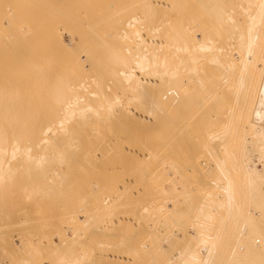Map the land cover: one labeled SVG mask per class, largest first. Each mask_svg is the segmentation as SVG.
Returning a JSON list of instances; mask_svg holds the SVG:
<instances>
[{
    "label": "rangeland",
    "instance_id": "obj_1",
    "mask_svg": "<svg viewBox=\"0 0 264 264\" xmlns=\"http://www.w3.org/2000/svg\"><path fill=\"white\" fill-rule=\"evenodd\" d=\"M155 1L0 0V96H7L10 93L8 90L12 91L11 88L14 89L17 82L22 81V86H27L28 90L21 89L23 95L20 97L27 96L30 99L32 96L36 99L43 92L34 91H39L41 87L43 91L48 90L49 86L46 83L49 82L48 79L44 78L42 84L33 79L38 74L36 67L41 69L43 66L42 70L45 71L46 68V72L60 67L62 74L67 70L66 76L69 78L66 80H71L69 83H74L73 86L80 82L75 81L78 77L87 81L93 79L92 86L86 93L94 89L100 92L103 89L109 93L108 97L112 96L110 101L120 104L121 108L127 105V108L139 110L140 107L134 113L137 116L132 118L128 115V118L136 117L132 124H128L131 119L126 118V115L124 121H129L120 125L123 121L119 124V115L113 113L118 114V111L123 110L117 109L113 113L103 108L100 110L103 119L108 117L101 120L103 123L107 121V125L101 121L97 124L80 125L81 118L72 119L71 133L86 135L90 140L86 138L83 143L87 144L79 142L75 144L76 148L71 147L67 162L62 166L56 163L46 165L45 174H38L39 170L28 173L20 171L15 176L0 179V264H264V150L255 145L257 135L254 130L247 129L249 122L257 114L262 118L258 126H264V109L257 106L260 100L264 102V96L261 98L264 81L228 80L225 88L218 92L216 83L222 80H217L218 76L215 74L221 70L219 65L214 66L215 64L207 61L204 65L205 82L196 85L197 89L190 90L184 98L178 96L175 104L171 105L167 102L175 96L173 90L172 95L169 92V96H160L162 91L166 92L168 89L163 86L164 78L157 77L159 85L155 89L145 90L148 93L124 88L116 78L121 67L127 68L133 64L132 59L139 56L138 52L143 50L149 54L148 46L151 47L150 56L153 53L158 55L160 50L159 56L162 53L165 56L162 51L166 48L165 53L175 63L174 47H161L162 42H166L163 37L166 34L173 37L183 31L189 40H193L203 31L210 36H214L216 32L221 38L219 34H224L222 28L224 30L227 26L225 34L230 37L225 38V41L229 39L225 42L227 46L223 40L222 43L226 47L230 44L232 52H237L240 46L239 32L247 19V15H244L246 13H241L244 10L241 5L247 6V1L251 3L255 0H245V3L242 0H230L231 4L229 0H225L224 5L229 3L226 5L228 10L223 7L219 17H225V13L234 16L240 11L234 19L235 23L241 20V28L236 27L233 22L234 27L227 20L224 27H220L222 33L218 30L219 34L210 24V9L200 10V5L196 7L198 0H179L181 4L184 3L180 9L184 10L181 14L174 13L176 11L172 5L178 1ZM159 2L165 6L171 5V8L161 7ZM176 5L175 7L180 8V3ZM169 8L174 12H169ZM235 8L237 10L234 11ZM241 15L246 16V19ZM134 17L138 19L135 20ZM131 19L133 24L130 27L126 23ZM200 25L203 26L202 29L199 28ZM138 34L143 38L142 47L137 43ZM148 42L154 44L153 48L157 45L161 49H153L151 44L147 45ZM261 54L264 52L260 51L259 55ZM117 55L123 57L120 56L122 63ZM114 56L118 58L110 62L108 59ZM127 57L132 63L129 64ZM235 58L240 60L238 54ZM63 59L68 61L64 60L67 66ZM90 60L92 61L89 62ZM56 63H59L58 66ZM159 67L161 66L158 69ZM138 72L142 73L140 69ZM153 74L146 76L154 78L155 73ZM26 77L27 84H24L25 80L23 82L22 79ZM173 85L174 82L171 86L175 88ZM46 94L42 95L47 97ZM114 96L121 97L122 102L119 98V102L115 101L116 97L112 99ZM145 97L148 98L147 101ZM157 99L160 101V109L156 105L155 108H143L150 105V102L155 104ZM33 101H29V107ZM48 105L47 102L46 106ZM156 108L158 114H161L160 110L167 116L165 118L164 115L165 121L160 122L161 124L158 121L162 118L155 113ZM145 110L153 114L146 113ZM3 111L0 110V113ZM108 111L113 119L108 116ZM140 111L142 115L139 116ZM123 114L125 115L124 112ZM43 116H36L39 121L34 122L45 120ZM121 116L124 117L122 114ZM137 117L142 118L139 120ZM146 117L150 121L147 122ZM137 119L140 124L134 123L135 126L133 122ZM92 126H95V130ZM84 130L88 135L83 133ZM241 153L247 156L250 164L257 167L252 175L251 194L248 193L247 179L241 170ZM16 159L9 160L10 164L17 168L28 165L19 159L15 161ZM54 170L59 173L56 174L58 177L53 174ZM226 173L230 176L225 175ZM204 213H210L212 217L206 219ZM249 217L258 223L252 225ZM201 225L205 226L206 229L202 226L204 231L201 230ZM198 231H206L211 244L208 250L204 247L206 251L200 252L199 260H194L188 254L201 249L198 240L201 234L197 238ZM261 231L262 236L259 235ZM247 235H251V239H259L260 236V249H253L245 244L244 238Z\"/></svg>",
    "mask_w": 264,
    "mask_h": 264
},
{
    "label": "bare ground",
    "instance_id": "obj_2",
    "mask_svg": "<svg viewBox=\"0 0 264 264\" xmlns=\"http://www.w3.org/2000/svg\"><path fill=\"white\" fill-rule=\"evenodd\" d=\"M36 1V0H35ZM142 1V0H141ZM157 1V0H156ZM155 1V2H156ZM165 1V0H164ZM171 0H169L170 2ZM179 2V0H176ZM175 1V2H176ZM227 1V0H226ZM240 1V0H239ZM238 1V2H239ZM244 1L245 3V0H242V2ZM251 1V0H250ZM158 2V1H157ZM160 2H162V0H160ZM160 2L158 3L159 5L164 6V7H167L165 5H162L160 4ZM168 2V1H167ZM172 3V5H174L173 10H171V5L170 8H169V12H174V13H180L181 11H184V10H180L182 5L184 3L179 5V3ZM183 2V0H182ZM224 2L225 0H198V3L196 4V7L198 5H200V10H203V8H209L210 9V15H209V21H210V24L215 27V31H220L221 32V29L220 27H224V25L227 23V20L229 22V20L231 21V23L233 24L234 26V23L236 21V19H234V16L236 18V16L240 13L237 12L238 14L237 15H226L225 13V17L224 16H221L219 17L220 15H218L221 11V9L223 7H225L226 10H228V5L229 3H225L224 5ZM230 4H231V1L229 0ZM241 2V1H240ZM34 3V2H33ZM31 3V4H33ZM234 3V1H233ZM232 3V4H233ZM253 3L254 6L251 4ZM248 2L247 1V6H244L241 5L243 7V11H241L242 15H243V12L246 13L244 15H247V19L245 17H242L246 19V22L243 20V22H245V25L241 28L239 27L241 24H239V22L241 23V20L237 21V23H235V26L236 27H239L241 28L240 29V32H239V36L235 33L234 29H231L234 31L231 32V34L233 33L234 35L236 34L239 38H240V46H239V49L237 52H232V47H229L230 44H229V48L226 47L227 45L225 44V42H228V40L225 41V38L228 37L227 36V33L225 34V32H227L225 30V28L227 27H224V30L222 28V31L224 32V34H219V31L217 32L219 34L220 37H218V35L216 34L215 31H212L215 32L214 36H210V34L208 35L207 33L201 31V33L197 34V36L193 39V40H189L188 39V35H186V33H184L183 31L179 34V35H164L163 37L166 38V42H162V45L161 47L165 48V46L169 49L170 47H174V50L173 48H171L173 51H174V54L176 55V61L175 63H173L172 61L173 60H170L169 56L165 53V51L163 50L162 48V52H164L165 56H162L163 53L159 56V51L158 52V55L156 53H153V55L150 56V46H148V50H149V54H147V52H138V57H135L132 59V62L133 64L127 66V68H122L117 72L118 74V77H117V74H116V78H118V80H120V84L123 85L122 87L126 88V87H129L132 91L134 92H142V91H145V90H150V89H155V87L157 85H159V82L160 80L157 78V77H161V78H164L162 79L163 80V84L161 82V84L163 86H165V88L168 87V89L166 90V92H161V97L162 95H167V93L171 92L170 95H172V92L174 91L175 96L171 97L170 99H168V102L167 104H175L176 100H178V96H182L183 98L189 94L190 90H196L197 89V86L199 83H203L205 82V74H204V65L207 63V61H209L210 63L212 62L213 64H215L214 66H218L219 65V68L221 70V72H217L215 75H217L218 77H216L217 80H222L221 82H218L216 83V90L219 92L221 89L225 88L226 84L229 82L228 80H239V81H250V80H255L256 81H260L262 82V80L264 81V54H261L259 55V52L260 51H263L264 52V0H255L254 2L251 1ZM165 4V3H164ZM169 4V3H168ZM180 6V8L177 6V5ZM237 4H241V3H237ZM150 5V4H149ZM175 5L177 7H175ZM235 5V4H234ZM232 5V6H234ZM153 6V5H151ZM168 6V7H169ZM236 6V5H235ZM234 6V7H235ZM239 6V5H238ZM148 7V6H147ZM157 7V5H156ZM155 7V8H156ZM154 8V9H155ZM158 8V7H157ZM202 8V9H201ZM232 9V7H230ZM229 8V10H230ZM240 8V6L238 7V9ZM167 8H165V11H166ZM177 9V10H176ZM224 9V8H223ZM208 10V9H207ZM237 10L236 8L234 9V11ZM241 10V9H240ZM30 11V10H29ZM153 11V10H152ZM156 11V10H154ZM231 12L233 11L230 10ZM70 12V11H69ZM168 12V13H169ZM225 12V11H224ZM235 12V13H236ZM59 13V12H58ZM206 13V12H205ZM209 13V12H207ZM233 13V14H235ZM153 14V13H152ZM181 14V13H180ZM62 15V14H61ZM154 15V14H153ZM167 15V13H166ZM179 15V14H178ZM204 15V14H203ZM15 17V16H14ZM145 18V17H144ZM154 18V17H153ZM165 18V17H164ZM193 18V17H192ZM227 18V19H226ZM133 19H138V18H133ZM155 19V18H154ZM167 19V18H166ZM200 19V18H199ZM242 19V18H240ZM60 21V20H59ZM74 21V20H73ZM91 21V20H90ZM97 21V20H96ZM161 21V20H160ZM197 21V20H196ZM65 22V21H64ZM164 22V21H163ZM169 22V21H168ZM234 22V23H233ZM242 22V23H243ZM151 23H154V22H151ZM150 23V24H151ZM190 23V22H188ZM206 23V22H205ZM127 25H129L131 27V25L133 24V20L131 19V21L129 20V22L126 23ZM199 25V23H197ZM56 25V24H55ZM173 25V24H172ZM189 25V24H188ZM187 26V25H186ZM185 26V27H186ZM201 26V27H200ZM199 28L202 29V25H200ZM205 26V25H204ZM234 26V27H235ZM175 27V26H174ZM181 27V26H180ZM195 27V26H194ZM197 27V25H196ZM211 27V28H213ZM33 28V27H32ZM154 28V27H153ZM151 28V29H153ZM184 28V27H183ZM188 28V27H186ZM198 28V29H199ZM150 29V30H151ZM157 29V28H156ZM155 29V30H156ZM238 29V28H237ZM29 30V28H28ZM159 30V29H158ZM180 30V29H179ZM178 30V31H179ZM236 30V29H235ZM92 31V30H91ZM174 31V30H173ZM30 32V31H29ZM139 32V31H137ZM152 32V31H151ZM155 32V31H154ZM153 32V33H154ZM195 32V31H194ZM238 32V30L236 31ZM158 33V32H157ZM222 33V32H221ZM26 34V33H25ZM23 34V35H25ZM137 34V33H136ZM190 34V33H189ZM149 35V34H148ZM159 35V34H158ZM224 35V36H223ZM235 35V36H236ZM94 36V35H93ZM138 38H139V41L137 42L138 45L140 44L141 47H142V44L144 42H142L143 38H141L142 36H140V34L137 35ZM166 36H169L170 38H173L171 39V41L169 40L170 38L169 37H166ZM57 37V36H56ZM55 37V39H56ZM161 37V36H160ZM159 37V38H160ZM230 37V36H229ZM233 37V35H232ZM231 37V39H232ZM236 37V38H238ZM134 38V37H133ZM137 38V39H138ZM154 38H156V36H154ZM154 38L152 40H154ZM169 38V39H168ZM193 38V37H192ZM220 38V42H219V39ZM224 38V39H223ZM54 39V40H55ZM136 39V38H135ZM149 39V38H148ZM168 39V41H167ZM101 40V39H100ZM141 40V42H140ZM222 40L224 42V45L222 43ZM234 40V37L233 39ZM239 40V39H238ZM58 40L54 41L55 44ZM162 41V40H161ZM160 41V43H161ZM164 41V40H163ZM237 41V40H236ZM234 41V42H236ZM62 42V41H61ZM173 42V43H171ZM239 42V41H238ZM157 44L159 43V41L157 40L156 42ZM231 43V42H230ZM64 44V43H63ZM151 44V42H150ZM149 42L147 45H150ZM154 45L153 43L151 44V46ZM232 45V44H231ZM2 46V45H1ZM51 46V45H50ZM60 46V45H58ZM234 46V45H233ZM62 47V46H61ZM59 47V48H61ZM65 47V45H64ZM157 48L161 49V47H158L156 45ZM154 47V48H156ZM54 48V46H53ZM56 49L57 50H59ZM110 48V47H109ZM139 48V47H138ZM153 48V46H152ZM153 48V49H154ZM34 49V48H33ZM55 49V48H54ZM134 49V48H133ZM146 49V48H145ZM152 49V50H153ZM235 49V47H234ZM237 50V49H236ZM53 51V49H52ZM104 51V50H103ZM114 51V50H113ZM139 51H140V48H139ZM158 51V49H157ZM169 51V50H167ZM171 51V50H170ZM235 51V50H234ZM153 52V51H152ZM2 53V52H1ZM84 53V52H83ZM110 53V52H109ZM123 53V52H122ZM121 53V54H122ZM161 53V52H160ZM172 53V52H169V54ZM54 54V52H53ZM57 54H59V51L57 52ZM56 54V55H57ZM238 54L240 56V60H237L235 58V55ZM55 55V54H54ZM53 55V56H54ZM137 55V53H136ZM135 55V56H136ZM52 56V57H53ZM59 56V55H58ZM93 56V55H91ZM96 56V55H95ZM119 56V55H117ZM121 56V55H120ZM119 56V58H121ZM134 56V55H133ZM114 56L113 58H110L108 60H110V62L115 59H117L118 57ZM160 57V58H159ZM238 57V56H237ZM55 59V56L53 57ZM52 58V59H53ZM57 58V57H56ZM61 58V57H59ZM58 58V59H59ZM90 58V57H89ZM93 58V57H91ZM97 58V57H96ZM123 58V57H122ZM120 59L121 60V63H122V60L123 59ZM128 58V57H127ZM126 60H129V64L132 63L130 62V58H128ZM66 59V58H65ZM63 59V61L65 60ZM113 59V60H112ZM161 59V60H160ZM34 60V59H32ZM57 60V59H55ZM67 60V59H66ZM65 60V61H66ZM86 60V59H85ZM89 60V59H87ZM125 60V61H126ZM160 60V61H159ZM53 61V60H52ZM51 61V62H52ZM64 61V62H65ZM92 60H90L89 62H91ZM57 62L60 63V60ZM68 62V61H66ZM66 62L64 63L65 66H67ZM99 62V61H98ZM109 62V61H108ZM107 62V63H108ZM117 62V61H116ZM114 62V63H116ZM118 62H119V59H118ZM53 63V62H52ZM58 63V64H59ZM125 63V62H124ZM127 63V62H126ZM125 63V64H126ZM55 64V62H54ZM53 64V65H54ZM57 64V63H56ZM58 64L56 66H58ZM62 64V63H61ZM93 64V63H92ZM105 64V63H104ZM117 64V63H116ZM119 64V63H118ZM52 65V66H53ZM115 65V64H114ZM123 65V64H122ZM238 65L239 68H238ZM55 66V65H54ZM64 66V65H63ZM64 66V67H65ZM116 66V65H115ZM119 66V65H118ZM121 66V65H120ZM125 66V65H124ZM158 66H161L159 67L158 69ZM243 66H245V68L243 69ZM39 66H37V70H38V74L37 72L35 73V71H33L35 74H37V76L39 77L37 79V76H34L32 75L33 79L35 78L36 80H38L39 82L44 83V78L45 79H48L49 82H46L47 84H49V86H47L48 90L45 89L43 91V87H41L39 89V91H34V92H37V93H41L43 92L42 94H45L47 93V97H44L42 94H38V96L40 97V99H37L39 97L36 96V99L35 97H32L30 96L31 98L29 99V97H20V95H23V93L21 92V89H25L27 86H22L23 83L21 81H18L17 82V86L11 90L12 91H9L8 89V93L7 96L6 95H3V96H0V102L3 101V103L0 105L2 107H0L1 112L0 113V116L2 117L0 120V125H1V128H0V179H3V178H8L10 176H15L17 174V172H20L21 173H28V172H31L33 170H35L37 172V170H39L38 174H45V170H47L46 168V165H49V164H54L56 163L57 165L59 164L60 166H62V164H64L65 162H67V158H68V152H69V149L72 147H75V144L76 143H83L84 140H86V138H88L86 135H78V134H74V133H71V130H72V126H71V123H72V119H76V117H79V123L80 125H90V124H93V123H96L98 121H101V120H105L107 119L108 117H106L105 119H103L104 117L101 116V109L103 108L105 111L109 110L110 112L112 111V113L115 111V109L117 110H123L122 112L121 111H118V114H116L115 112L113 114H115L116 116H119L117 117V120L120 121L118 122L120 125H125L124 122H128L129 120L128 119H131L128 123V124H132V120L136 119V117L134 119L133 116H135L136 114L135 111H139L140 110V107H139V110H136V109H130L127 108L125 106H123L125 108V110L127 111L128 109V114L126 113V111L124 110V108H121L120 107V104L118 103H115V102H111V97L109 95V93L106 91H103V89H101L102 91L98 92L96 91L95 89L94 90H90L88 93H86V91H88L87 89H89V87H91L92 85V80H84L80 79L79 77L75 79V81H80L78 84H75L73 86L74 83H69L71 80H66L67 77L66 76V73H67V70L65 71L64 73V70L62 71L64 74H62L60 72V67H50L52 68V70L50 69L49 72H46V68L44 69L45 71L42 70L43 66L40 68H38ZM114 67V66H113ZM117 67V66H116ZM95 68V67H94ZM161 68V70H160ZM99 69V68H98ZM116 69V68H115ZM114 69V70H115ZM141 70L142 73L138 72V70ZM15 70V69H14ZM19 70V69H18ZM17 70V71H18ZM36 70V71H37ZM21 71V70H20ZM149 71L155 73V76L154 78H147L146 75H150V74H153V73H150ZM158 72V73H157ZM7 73V72H6ZM17 73V72H16ZM20 73V72H19ZM94 73V72H93ZM148 73V74H147ZM15 74V73H13ZM70 74V73H69ZM85 74V73H83ZM87 74H90L89 72ZM85 75V76H88V75ZM109 74V72H108ZM219 74H220V77H219ZM10 75V73H9ZM21 75V74H20ZM19 75V76H20ZM31 75V74H30ZM63 75H64V78H63ZM91 75H93L91 73ZM91 75L89 77H91ZM102 75V74H101ZM104 75V74H103ZM107 75V74H106ZM154 75V74H153ZM18 76V78H19ZM22 76V75H21ZM20 76V77H21ZM81 76V75H80ZM84 76V75H82ZM111 76V75H110ZM211 76V75H210ZM17 77V76H16ZM88 77V78H89ZM103 77V76H102ZM152 77V76H151ZM8 78V77H7ZM11 78V77H10ZM24 78V77H22ZM29 78H31L29 76ZM28 78V79H29ZM87 78V77H86ZM87 78V79H88ZM96 78V77H94ZM98 78V77H97ZM160 78V79H161ZM213 78V77H212ZM212 78H210L212 80ZM215 78V77H214ZM9 79V78H8ZM12 79V78H11ZM77 79H80V80H77ZM90 79V78H89ZM101 79V78H100ZM209 79V80H210ZM14 80V79H13ZM23 82L25 80V83L24 84H27V77L26 79H22ZM43 80V81H42ZM97 80V79H96ZM117 80V79H116ZM117 80V82L119 83V81ZM207 80V81H209ZM11 81V80H10ZM32 81V80H31ZM37 81V83H39ZM47 81V80H46ZM29 82V81H28ZM74 82V80H73ZM122 82V83H121ZM174 82V85H175V88L172 87V83ZM260 82V83H261ZM8 83V82H7ZM34 83V82H33ZM102 83V82H100ZM166 83V84H165ZM171 83V84H170ZM259 83V84H260ZM105 84V83H104ZM262 84H264V82H262ZM7 85V84H6ZM8 85H11V83ZM91 85V86H90ZM95 85V84H94ZM93 85V87H94ZM161 85V86H162ZM173 85V86H174ZM20 86V87H19ZM162 86V87H163ZM9 87V86H8ZM108 87V86H107ZM111 87V86H110ZM161 87V88H162ZM5 88V87H4ZM6 89V88H5ZM27 89V88H26ZM107 89V88H106ZM264 89V88H263ZM28 90V89H27ZM30 90V89H29ZM173 90V91H171ZM26 91V90H25ZM127 91V90H126ZM130 91V90H129ZM160 91V90H159ZM179 91V92H178ZM131 92V91H130ZM129 92V93H130ZM146 93H148L147 91H145ZM178 92V93H177ZM108 93V94H107ZM92 94V95H91ZM158 94V93H156ZM160 94V93H159ZM19 95V96H17ZM30 95V94H29ZM44 97L42 98L41 97ZM89 97H86L88 96ZM116 95V94H114ZM117 95H119V93H117ZM116 95V96H117ZM131 94H129L130 96ZM143 95L146 96L143 92ZM142 95V96H143ZM5 96V97H4ZM96 96V97H94ZM116 96H114L112 99H114ZM120 96V95H119ZM163 96V97H165ZM169 96V95H167ZM264 96V90L263 92L261 93V98ZM19 97V99H18ZM92 97V98H91ZM94 97V98H93ZM5 98V99H4ZM19 100V102L17 101V99ZM23 98V99H22ZM109 98V99H108ZM118 98L119 97H116L115 101L119 102L118 101ZM121 98V97H120ZM119 98V99H120ZM140 98V97H139ZM137 99V100H141V99ZM143 98V97H142ZM146 98V97H145ZM2 99V100H1ZM4 99V100H3ZM13 101H12V100ZM16 99V100H15ZM27 99V100H26ZM34 101H33V100ZM159 99V98H158ZM157 99V101H159ZM11 100V101H10ZM24 100V102H23ZM33 101L32 104L30 103V107H29V101ZM47 100V101H45ZM96 100V101H95ZM101 101L100 103H98V101ZM133 100V99H132ZM135 100V99H134ZM148 100V98H146V101ZM174 100V101H173ZM6 103H5V102ZM10 101V102H9ZM16 103H13L15 102ZM21 101V102H20ZM28 101V102H26ZM35 101H37L36 103L39 105L36 106V103ZM46 102L45 104L42 103V102ZM96 103H95V102ZM121 101V99H120ZM152 101V100H151ZM155 101V100H154ZM154 102L151 103L150 102V105H148L147 103V107H143L144 109L148 108L149 106H152V108L154 107V105H156L155 107L158 106V109H160L159 107H161L160 105V101H159V105H158V102ZM173 101V102H172ZM39 102V103H38ZM48 102V107L46 106ZM122 102V101H121ZM142 102V100H141ZM20 103V104H18ZM134 103V102H133ZM157 103V104H156ZM6 104V106H4ZM27 106H25V105ZM34 104V106H33ZM96 104V105H95ZM128 104H129V101H128ZM153 104V105H152ZM163 104V103H161ZM18 105V106H17ZM4 106V108H3ZM36 106V107H35ZM146 106V105H144ZM170 106V105H169ZM258 107L261 106L263 107L264 109V102L262 100H260L258 102ZM33 107V108H32ZM39 107V108H38ZM119 107V109H118ZM154 107V108H155ZM40 108H41V111H40ZM127 108V109H126ZM142 108V107H141ZM150 108V107H149ZM35 109V110H34ZM107 109V110H106ZM30 112H29V111ZM33 110V112H32ZM102 110V111H104ZM131 112H130V111ZM143 111V109H141ZM148 110V109H147ZM154 109H152V112H153ZM157 111V108L155 109ZM43 111V113H41ZM104 111V112H105ZM108 111V116H111L110 115V112ZM151 111V109H150ZM155 113L158 115V117L162 118L161 120H159L158 122L160 123H163L165 120H164V112H160L159 110V113L163 114V116L161 114H158V111ZM121 112V114L124 116L122 117L121 114H119ZM123 112L125 113V115L123 114ZM141 112V111H140ZM146 113H152V112H149V111H146ZM144 112V113H145ZM35 113V115H34ZM103 113V112H102ZM106 113V112H105ZM145 113V114H146ZM132 114V115H131ZM139 114V113H138ZM153 114V113H152ZM44 115V116H43ZM105 115V114H104ZM127 115L126 118H128V115L131 116L132 118H128V119H125L124 121V118L125 116ZM142 115V112L139 114V116ZM147 115V114H146ZM161 115V116H160ZM32 116H35L34 118ZM40 117V116H43L45 118V120H41L40 122L36 123L34 122V120H37L39 121V118L37 117ZM102 119H101V117ZM137 116V115H136ZM145 116V115H144ZM143 116V118L145 119V117ZM29 117V118H28ZM32 117V118H30ZM94 117V119H93ZM98 117V118H96ZM123 119H122V118ZM147 117L149 118V114L147 115ZM146 117V118H147ZM167 116L165 115V118ZM37 118V119H36ZM110 118V117H109ZM111 118L113 119V116H111ZM110 118V119H111ZM116 117L114 116V119ZM139 118V120H141L142 117H137ZM147 118V122L148 120L151 118L148 119ZM253 119L254 120H251V122H249L248 126H247V129L249 130H254L255 134L257 135V143L255 144L256 146H259L260 148H262V150H264V126H258L259 125V122L262 120L261 116L259 114H257L256 116H253ZM6 120V122H4ZM33 120V121H32ZM78 120V119H76ZM75 120V121H76ZM122 120V121H121ZM127 120V121H126ZM138 119L136 120V122H133L134 123H139ZM74 121V122H75ZM113 121V120H112ZM138 121V122H137ZM144 121V120H143ZM150 121V120H149ZM156 121V120H155ZM102 122V121H101ZM100 122V123H101ZM107 121H105L106 123ZM146 122V121H145ZM145 122L143 125H145ZM99 123V124H100ZM103 123V122H102ZM101 123V124H102ZM103 123V124H105ZM109 123V121H108ZM113 123V122H112ZM111 123V124H112ZM143 123V122H142ZM141 123V124H142ZM160 123V124H161ZM98 124V125H99ZM100 124V125H101ZM140 124V123H139ZM155 124V123H154ZM157 124V122H156ZM155 124V125H156ZM79 126V124H77ZM107 125V123L105 124ZM135 125V124H134ZM159 125V124H158ZM5 126H13L14 128H8V127H5ZM136 126V125H135ZM83 127V126H82ZM87 127V126H86ZM99 127V126H98ZM102 127V125H101ZM89 128V127H87ZM93 128V126H92ZM91 128V129H92ZM95 128V126H94ZM93 128V130H95ZM79 129V128H78ZM86 129V128H84ZM79 131V130H78ZM88 131V129H87ZM86 130H84L83 133H88ZM92 131V130H91ZM75 132V131H74ZM93 132V131H92ZM78 133V132H77ZM82 133V132H81ZM89 133H91L89 131ZM95 133V132H93ZM92 134V133H91ZM88 135V134H87ZM109 135V134H108ZM89 139V138H88ZM90 140V139H89ZM89 140L87 142H89ZM104 143V142H103ZM84 145L87 144L86 142L83 143ZM107 144V143H106ZM110 144H112V142H110ZM79 145V144H78ZM113 145V144H112ZM80 146V145H79ZM47 147V148H46ZM49 147V148H48ZM78 147V146H77ZM112 147V146H111ZM39 149V150H38ZM48 149V150H47ZM73 150V149H72ZM71 151V150H70ZM144 156V155H143ZM264 157V156H263ZM14 158H17L19 160H21V162H24V163H28V165L26 166H21L20 168H17L15 166H13L12 164H10V161L11 159L14 160ZM15 160V161H18V160ZM264 159V158H263ZM10 160V161H9ZM33 164V165H30V164ZM240 164H241V170L243 172V175L245 176V178L247 179V188H248V193L251 194L252 192V189H251V185L253 183L252 181V175L254 174L255 172V169H257V167L255 166V164H250L248 158L246 155H244L243 153H241L240 155ZM22 165V164H21ZM46 168V169H45ZM221 168V167H220ZM223 168V167H222ZM41 170V172H40ZM62 170V169H61ZM223 170H225L227 172V169L224 168ZM223 171V172H225ZM52 173V171H51ZM230 173V172H228ZM55 176L59 175V173L57 171L54 170V173ZM57 174V175H56ZM221 174V173H220ZM62 175V174H60ZM66 175V174H65ZM225 175H229V174H225ZM63 176V175H62ZM230 176V175H229ZM45 177V176H44ZM58 177V176H57ZM229 177H227V180H228ZM232 178V177H231ZM232 181V180H231ZM61 182V181H60ZM229 182V180H228ZM59 185V184H58ZM36 187V186H35ZM39 187V186H38ZM27 188V187H26ZM224 188V187H222ZM25 189V187H24ZM23 189V190H24ZM226 190V188L224 189ZM37 191V190H36ZM225 192V191H224ZM227 192V191H226ZM225 192V193H226ZM221 206L223 204H220ZM219 206V205H218ZM216 208V207H215ZM219 209V207H217ZM216 208V209H217ZM164 209V208H163ZM209 210V209H208ZM171 211V210H170ZM215 211V209H214ZM212 211V213L214 212ZM217 211V210H216ZM171 213V212H170ZM215 213V212H214ZM213 213V214H214ZM179 215V214H178ZM204 217L207 219L208 217L211 218V214L208 213V214H203ZM214 216V215H213ZM262 217V216H261ZM123 218V217H122ZM246 220V219H245ZM248 220L252 221V225L253 224H257L258 222L257 221H254L252 220V218H248ZM262 220V219H261ZM260 220V221H261ZM204 223V222H203ZM202 226L204 225H201V230H205V226L203 228L205 229H202ZM199 233H197L198 237L199 238V235L201 234V237L198 239L199 240V244L201 246V249L200 251L199 250H194L192 251L190 254H188V256H191V259H194V260H199V254L200 252H204L206 250H208V248H210V244L211 242L209 241L210 238H209V234H206L205 232L203 233H200V231H198ZM202 232V231H201ZM259 232V231H258ZM262 231L259 233V235L262 236ZM211 237V235H210ZM245 240V244L248 245L249 247H252L254 249V247L256 249H260V241H261V238L259 236V239L258 237H253V239H251V235H247L246 238H244ZM260 245V246H259ZM204 247H206L204 249ZM200 248V247H199ZM253 252V251H252ZM232 253V252H231ZM204 260V259H203Z\"/></svg>",
    "mask_w": 264,
    "mask_h": 264
}]
</instances>
